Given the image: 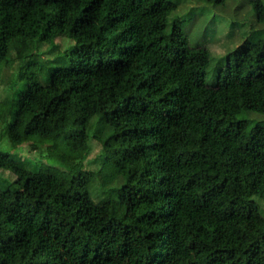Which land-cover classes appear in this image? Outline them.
<instances>
[{
	"label": "trees",
	"instance_id": "1",
	"mask_svg": "<svg viewBox=\"0 0 264 264\" xmlns=\"http://www.w3.org/2000/svg\"><path fill=\"white\" fill-rule=\"evenodd\" d=\"M250 3L264 23V0ZM177 6L0 0V73L16 67L0 136L51 163L0 152V264H264L250 203L264 200V126L238 118L264 113V38L252 32L208 83L211 52Z\"/></svg>",
	"mask_w": 264,
	"mask_h": 264
},
{
	"label": "rangeland",
	"instance_id": "2",
	"mask_svg": "<svg viewBox=\"0 0 264 264\" xmlns=\"http://www.w3.org/2000/svg\"><path fill=\"white\" fill-rule=\"evenodd\" d=\"M177 2V16L181 19V26L188 35L189 42L205 45L211 52L210 70L207 75L208 83H215L219 67L226 62V54L232 51L246 37L255 32L264 38V23H259L254 15L251 0H225L222 4H211L194 0H174ZM58 51L64 52L73 45L67 38L57 39ZM41 45L39 49L45 50ZM45 57H51L45 55ZM68 61L67 56L61 57L54 66L63 65ZM14 69L16 67L14 66ZM13 68L3 67L0 73V96L10 90L14 81ZM238 118L244 119L250 128L255 125L264 126V113L256 111H244L238 114ZM8 117L6 123L10 122ZM3 124L0 122V133ZM91 134L93 132H90ZM0 152L26 163L28 166L51 165L50 161L39 155L36 151L29 150L26 144L13 146L4 133L0 136ZM100 146L92 144L84 167L86 170L96 171L100 165ZM7 170L0 169V188H5L10 179L7 178ZM250 201V200H249ZM248 201V202H249ZM250 203L264 216V200L252 197Z\"/></svg>",
	"mask_w": 264,
	"mask_h": 264
}]
</instances>
